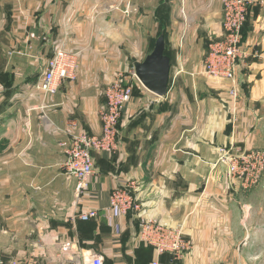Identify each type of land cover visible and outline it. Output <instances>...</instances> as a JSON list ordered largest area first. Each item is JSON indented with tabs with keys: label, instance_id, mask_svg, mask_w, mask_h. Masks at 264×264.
Segmentation results:
<instances>
[{
	"label": "crops",
	"instance_id": "0c3cea01",
	"mask_svg": "<svg viewBox=\"0 0 264 264\" xmlns=\"http://www.w3.org/2000/svg\"><path fill=\"white\" fill-rule=\"evenodd\" d=\"M221 21V0H0V264H89L93 254L103 264H150L140 214L181 228L192 243L160 264H257L264 173L255 188L238 190L211 163L221 146L264 150V4L245 22L236 103L228 80L203 73ZM160 24L171 64L164 97L131 71ZM58 46L78 53L76 78L46 95L35 85ZM118 74L134 89L118 148L92 151L95 174L78 195L60 143L100 132L104 92ZM118 186L137 197L136 214L110 207ZM88 210L96 215L81 220Z\"/></svg>",
	"mask_w": 264,
	"mask_h": 264
},
{
	"label": "built area",
	"instance_id": "2783aa9c",
	"mask_svg": "<svg viewBox=\"0 0 264 264\" xmlns=\"http://www.w3.org/2000/svg\"><path fill=\"white\" fill-rule=\"evenodd\" d=\"M255 3L264 4V0H221L222 36L210 39L209 50L203 64V73L210 77L226 79L230 82L229 95L234 103L238 101V63L244 56L242 49V27L249 9ZM78 68V53L63 46L56 47L42 67L35 87L44 94H53L58 82L64 79L74 80ZM134 75V70H133ZM124 75L117 77L107 85L104 96L105 106L100 113L101 129L98 134L78 132L71 135L68 143H60L65 160V174L75 178L76 194H82L88 181L95 174L92 151L113 152L118 148L119 122L124 106L132 96L131 86L124 82ZM212 167L224 166L232 182L242 189L256 185L264 172V150L240 152L234 145L221 146ZM110 207L121 215L136 214L140 203L131 189L116 187L110 193ZM96 215L95 210L80 214L81 220ZM139 237L152 246L155 258L150 264H160L159 256L169 253L175 258L183 257L190 249L191 242L183 236L181 228H170L155 218L139 216ZM71 243L62 245L61 251L68 252ZM89 264H103L100 255L93 254Z\"/></svg>",
	"mask_w": 264,
	"mask_h": 264
},
{
	"label": "water",
	"instance_id": "95a60500",
	"mask_svg": "<svg viewBox=\"0 0 264 264\" xmlns=\"http://www.w3.org/2000/svg\"><path fill=\"white\" fill-rule=\"evenodd\" d=\"M170 58L165 54V37L160 33L154 47L134 63V75L144 88L158 97L166 96L170 80Z\"/></svg>",
	"mask_w": 264,
	"mask_h": 264
},
{
	"label": "rangeland",
	"instance_id": "374dc122",
	"mask_svg": "<svg viewBox=\"0 0 264 264\" xmlns=\"http://www.w3.org/2000/svg\"><path fill=\"white\" fill-rule=\"evenodd\" d=\"M3 1V3L5 4V5H7V4H9V3H11V2H14V1H17V0H2ZM36 12V11H35ZM210 42V41H209ZM132 72H133V70H131ZM133 77H135V75H133ZM136 78V77H135ZM212 78H214V77H212ZM126 78L124 77V80H125ZM215 79H217V78H215ZM125 82V81H124ZM126 83V82H125ZM127 85H129V86H131L130 84H128V83H126ZM131 89H132V87H131ZM228 94H229V90H228ZM231 98V97H230ZM219 148V147H218ZM217 148V149H218ZM264 173V172H263ZM263 175V174H262ZM261 180V179H260ZM260 180H259V182L256 184V185H254L252 188H250V189H247V190H251V189H253V188H255L256 186H258L259 185V183H260ZM228 185L231 187V188H234V187H236V184H234L233 182H232V180H231V178L228 176ZM238 187V190H244V189H242L241 187H239V186H237ZM240 188V189H239ZM247 190H244V191H247ZM260 200H264V195H261V197H260ZM258 207V210L256 211V215H257V219H256V221H255V226H259V225H263V223H264V219H262V218H264V204H261L260 206H257ZM260 207H262L263 209L260 211ZM191 246H192V243H191ZM257 264H264V252L261 254V256L259 257V259L257 260Z\"/></svg>",
	"mask_w": 264,
	"mask_h": 264
},
{
	"label": "trees",
	"instance_id": "16d2710c",
	"mask_svg": "<svg viewBox=\"0 0 264 264\" xmlns=\"http://www.w3.org/2000/svg\"><path fill=\"white\" fill-rule=\"evenodd\" d=\"M247 20V19H246ZM246 22V21H245ZM245 23H244V25H243V27H242V30H241V34H242V40H243V38H244V33H245ZM164 33V36H165V30H164V28H163V25H159V28H158V30H157V32H156V35L153 37V38H151L150 39V45H149V50H148V52L149 51H151L152 50V48L154 47V43H155V40H156V38L158 37V35L160 34V33ZM134 92V89L132 88V93ZM148 246H150V245H148ZM152 247V246H151Z\"/></svg>",
	"mask_w": 264,
	"mask_h": 264
}]
</instances>
